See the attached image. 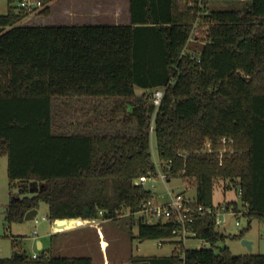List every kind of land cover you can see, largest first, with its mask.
<instances>
[{"label": "trees", "instance_id": "1", "mask_svg": "<svg viewBox=\"0 0 264 264\" xmlns=\"http://www.w3.org/2000/svg\"><path fill=\"white\" fill-rule=\"evenodd\" d=\"M42 1L47 13L53 0ZM19 2L8 0L0 15V157L8 158L11 187L33 195L12 200L6 220L23 221L41 202L57 225L139 211L154 197L135 184L158 175L154 139L163 171L192 184L198 206L218 208L215 188L228 182L248 224L228 234L215 215L198 216L191 228L211 247L184 249L171 223L127 216L142 240L175 246L140 264H264L263 253L236 255L221 245L243 239L254 219L264 222V0L227 9L199 0H130L131 22L120 25L24 24L33 12ZM193 32L198 47L190 46ZM98 99H116L122 116L112 109L91 131L58 120L83 110L79 101ZM18 253L0 264H93L84 256Z\"/></svg>", "mask_w": 264, "mask_h": 264}, {"label": "rangeland", "instance_id": "2", "mask_svg": "<svg viewBox=\"0 0 264 264\" xmlns=\"http://www.w3.org/2000/svg\"><path fill=\"white\" fill-rule=\"evenodd\" d=\"M244 2L240 0H219L210 3L209 8L227 9L242 7ZM42 8L38 12H33L25 20L24 24L45 23L43 16L50 14L43 12ZM9 10L8 0H0V15L6 14ZM41 12V13H39ZM35 14V23L33 15ZM41 17V18H37ZM201 42L197 39L196 32H193L190 46L198 47ZM143 89L137 88V93L141 94ZM77 106L83 108L79 113L70 109L68 114H60L61 124L77 123L73 128L76 131H91L100 125H104L103 120L107 112L114 110L116 99H98L79 101ZM113 115L116 118L122 116V110L117 108ZM102 125L101 128L104 129ZM153 151L156 158L160 161L153 139ZM5 157H0V257H12L18 252L33 256L44 252L50 256H69V257H90L93 264H140L144 257H162L170 255L174 250V244L161 240L147 239L139 237L138 225L131 223L129 217L120 219L105 220L103 218L92 221H81L80 219H67L58 225L49 219L48 205L40 203L38 214L34 219L9 223L6 220V209L9 203L18 197L31 196L33 192H21L18 187H11L8 176V167L5 164ZM161 162V161H160ZM228 182H218L214 192V203H227L235 200L239 208L245 210L243 202L237 190L233 187L226 189ZM168 186L174 192H184L189 197L195 198L196 190L192 184H188L183 178H172ZM229 186V185H228ZM156 187V189H155ZM147 189L153 190L157 196L167 193L166 185L161 176L154 177L147 185ZM242 226L237 227L236 217L229 216L227 229L220 226L218 229L228 234H237L248 224V218H240ZM67 229H63L64 227ZM243 239L254 242L253 249L250 250L242 243ZM241 240L227 239L221 243L228 246L232 253L236 255L244 254H264V222L254 219L250 230ZM39 240L44 243V248H40ZM187 248H201L205 246L203 240L191 239L186 242Z\"/></svg>", "mask_w": 264, "mask_h": 264}, {"label": "built area", "instance_id": "3", "mask_svg": "<svg viewBox=\"0 0 264 264\" xmlns=\"http://www.w3.org/2000/svg\"><path fill=\"white\" fill-rule=\"evenodd\" d=\"M219 0H199V5L201 7L208 6L212 2H216ZM242 2H247L248 0H240ZM19 7L26 9L28 11H38L44 8V3L42 0H20ZM165 90L160 88L155 91L154 94V103L156 106H160L162 99L164 97ZM230 140L226 137L223 138L222 144L225 146L224 150L221 151L223 154L227 150V146ZM212 143L208 142L206 148L211 150ZM154 152V151H153ZM154 160L156 166L158 168L157 176H142L135 180V184L138 186L146 187L147 183L150 180H153L154 177L161 176L164 181L167 189V193L162 196H157L154 192V197L146 200L142 208L139 211L131 212L130 210H124L122 214H119V217H127L130 215H134L136 218L140 219L143 223L147 224H157V223H171L173 226L172 229V238L177 243L176 245L179 247L187 248L186 242L191 239H197V233L191 228V224L195 222L198 216L204 215H215L216 217V225L219 228L223 226L224 229L228 228L229 225V216L236 217L237 221L235 225L237 227H241L242 223L240 218L242 216H246L247 210L236 209L232 205H228L227 203L216 204L220 205L216 209L205 208L203 206H198L195 198L189 197L184 192H174L168 186V182L171 179L168 178L167 174L163 171V162L159 161L155 154ZM156 189V187H155ZM100 215H104V211H100ZM95 220H90L95 222ZM164 240L159 242L160 245H163ZM205 246L210 248L211 245L209 242L204 241ZM34 259L39 257V254H34L32 256ZM184 257V254H183Z\"/></svg>", "mask_w": 264, "mask_h": 264}, {"label": "crops", "instance_id": "4", "mask_svg": "<svg viewBox=\"0 0 264 264\" xmlns=\"http://www.w3.org/2000/svg\"><path fill=\"white\" fill-rule=\"evenodd\" d=\"M50 10L48 16H43L46 22L38 24L120 25L131 22L130 0H53L50 3ZM33 19L35 23V14ZM5 159V164L8 167V158L5 157ZM63 229H67V227L65 226ZM39 245L40 248H44V243L40 240Z\"/></svg>", "mask_w": 264, "mask_h": 264}, {"label": "water", "instance_id": "5", "mask_svg": "<svg viewBox=\"0 0 264 264\" xmlns=\"http://www.w3.org/2000/svg\"><path fill=\"white\" fill-rule=\"evenodd\" d=\"M245 79H247V77H245ZM31 192H33V190H31ZM38 214V210L37 209H33L31 211H29L26 216H25V219L26 220H31V219H34L36 217V215ZM242 243L247 246V248H249L250 250L253 249V242L250 241V240H247V239H243L242 240ZM16 254H19V255H22L21 253H16Z\"/></svg>", "mask_w": 264, "mask_h": 264}]
</instances>
